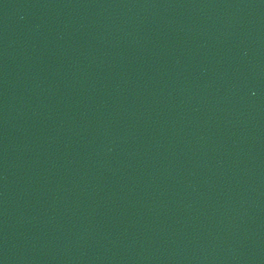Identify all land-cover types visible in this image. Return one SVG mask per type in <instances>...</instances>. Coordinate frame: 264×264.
<instances>
[{"label":"water","instance_id":"95a60500","mask_svg":"<svg viewBox=\"0 0 264 264\" xmlns=\"http://www.w3.org/2000/svg\"><path fill=\"white\" fill-rule=\"evenodd\" d=\"M0 264H264V0H0Z\"/></svg>","mask_w":264,"mask_h":264}]
</instances>
